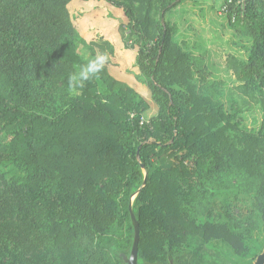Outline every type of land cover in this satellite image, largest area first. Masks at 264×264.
Masks as SVG:
<instances>
[{
    "label": "trees",
    "instance_id": "obj_1",
    "mask_svg": "<svg viewBox=\"0 0 264 264\" xmlns=\"http://www.w3.org/2000/svg\"><path fill=\"white\" fill-rule=\"evenodd\" d=\"M71 1L0 0V134L12 135L0 143V264H114L105 256L135 245L136 229L139 257L151 264H186L195 240L246 255L243 234L211 221L213 199L254 194L264 219V124L258 134L240 129L224 109V84L195 80L207 38L183 31L205 23L193 9L207 0H107L137 36L136 66L158 107L149 123L148 104L105 66L70 94L86 45ZM238 1L226 0L230 23ZM242 23L250 55L235 59L236 71L264 97V0H247Z\"/></svg>",
    "mask_w": 264,
    "mask_h": 264
},
{
    "label": "rangeland",
    "instance_id": "obj_2",
    "mask_svg": "<svg viewBox=\"0 0 264 264\" xmlns=\"http://www.w3.org/2000/svg\"><path fill=\"white\" fill-rule=\"evenodd\" d=\"M246 2L247 0H239L236 3L239 17L235 21L232 19L230 23L226 0H207L199 8L196 6L193 9L203 10L205 23L202 26L195 23L183 32L186 33L184 38L187 40L194 38L196 33H205L207 38L205 70L202 73L195 72L197 84L202 86L207 80L221 81L224 84L222 102L226 113L235 117L233 123L240 129L258 134L264 124V97L248 88L236 71V60L248 62L250 55L249 48L245 49L251 46L250 42L241 35ZM67 9L74 29L86 42V45L78 49L84 63L97 54H106L109 58L105 64L108 75L133 89L139 99L148 104L149 109L143 112L142 119L149 123L157 116L158 107L152 99L148 83L136 66L139 44L124 9L107 0H73ZM155 17H158L157 13ZM151 46L154 47V44ZM80 67L75 65L71 71L77 72ZM104 88L105 85L100 83L95 91L100 94L104 92ZM11 139L12 135L0 134L1 144L8 145ZM135 200L133 197V204ZM213 210L214 217L211 221L226 224L243 234L249 251L246 255L239 256L223 240H213L205 245L195 240L183 250L187 255L186 264H258L264 256V219L254 194L219 190L214 195ZM132 211L135 213L134 208ZM105 257L107 262L112 261L114 264H151L139 257L135 245L127 250L114 248ZM169 264L180 263L170 256Z\"/></svg>",
    "mask_w": 264,
    "mask_h": 264
},
{
    "label": "clouds",
    "instance_id": "obj_3",
    "mask_svg": "<svg viewBox=\"0 0 264 264\" xmlns=\"http://www.w3.org/2000/svg\"><path fill=\"white\" fill-rule=\"evenodd\" d=\"M106 54H97L87 60V63L82 65L79 71L71 73L68 77V88L72 96H79L80 89L83 88L84 82L89 81L100 73L105 64L108 62Z\"/></svg>",
    "mask_w": 264,
    "mask_h": 264
},
{
    "label": "water",
    "instance_id": "obj_4",
    "mask_svg": "<svg viewBox=\"0 0 264 264\" xmlns=\"http://www.w3.org/2000/svg\"><path fill=\"white\" fill-rule=\"evenodd\" d=\"M138 155H139V153H138ZM147 178H148V174H147V172L145 171V178H144V181H143V186H142V188L140 189V191L146 186V184H147ZM139 193V192H138ZM137 196H138V194H135L133 197H134V199H136L137 198ZM133 197H132V199H131V213H132V217H133V220L135 221V223H136V217H135V214L133 213V211H132V207H133ZM138 230V229H137ZM138 244H139V230H138V233H137V236H136V242H135V251H136V253H138L139 252V250H138ZM258 264H264V256L260 259V261H259V263Z\"/></svg>",
    "mask_w": 264,
    "mask_h": 264
},
{
    "label": "built area",
    "instance_id": "obj_5",
    "mask_svg": "<svg viewBox=\"0 0 264 264\" xmlns=\"http://www.w3.org/2000/svg\"><path fill=\"white\" fill-rule=\"evenodd\" d=\"M234 21H235V18H234Z\"/></svg>",
    "mask_w": 264,
    "mask_h": 264
}]
</instances>
